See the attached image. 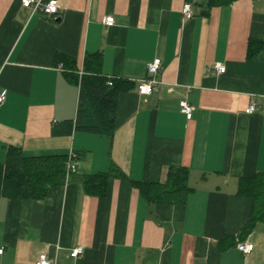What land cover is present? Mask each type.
<instances>
[{"label": "crops", "instance_id": "crops-1", "mask_svg": "<svg viewBox=\"0 0 264 264\" xmlns=\"http://www.w3.org/2000/svg\"><path fill=\"white\" fill-rule=\"evenodd\" d=\"M58 1L55 18L0 0V264H35L42 253L51 264H264V224L239 236L252 210L240 182L264 174V0ZM96 54L104 77L132 86L118 97L111 139L76 129L80 73ZM157 58L159 85L141 95ZM11 148L74 154L79 169L44 200H21L6 176ZM178 168L189 171L184 204H148L134 185L165 184ZM99 173L113 174L104 196L84 186ZM78 247L83 256L71 258Z\"/></svg>", "mask_w": 264, "mask_h": 264}, {"label": "trees", "instance_id": "trees-1", "mask_svg": "<svg viewBox=\"0 0 264 264\" xmlns=\"http://www.w3.org/2000/svg\"><path fill=\"white\" fill-rule=\"evenodd\" d=\"M233 1L235 0H210V5L221 6ZM254 47L255 43L252 42L249 46L251 57L257 56L260 52V48ZM101 68L102 58L99 54L86 58L85 73L80 80L76 129L79 132L111 139L116 130L118 97L132 86L123 80L104 77ZM109 81H112V86H109ZM67 161L66 156L25 157L19 149L11 148L6 163V176L18 182L19 199L44 200L52 187L66 184L74 175L67 178ZM112 176L111 173L90 175L84 179V186L88 193L104 196ZM188 178L189 171L178 168L170 171L165 184L134 183V185L148 204H184L191 192ZM239 194L252 200L250 218L239 235L242 237L250 234L258 224H264V174L242 180Z\"/></svg>", "mask_w": 264, "mask_h": 264}, {"label": "built area", "instance_id": "built-area-1", "mask_svg": "<svg viewBox=\"0 0 264 264\" xmlns=\"http://www.w3.org/2000/svg\"><path fill=\"white\" fill-rule=\"evenodd\" d=\"M22 5L25 8L31 9L33 13H43L48 16H53L55 18L58 17L61 5L58 0H22ZM184 17L187 19H191L193 17L192 7L190 3H186L183 9ZM104 25L107 27H112L115 25V19L112 16L106 17L104 20ZM163 63L161 59H154L147 66V71L149 78L142 80L139 82L138 91L141 95H151L156 87L159 85V82L154 79L156 75L160 73L162 70ZM214 69L218 74H224L226 72V66L224 64L218 63L214 66ZM81 77L84 75L83 71L80 73ZM109 86H112V81H109ZM6 99V95L4 93H0V105L4 103ZM257 110V105L252 103L248 109L246 110L247 114H252ZM180 111L183 115L187 117V119H191L193 117V108L189 104L187 100H182L180 102ZM77 156L71 154L68 157L66 174L69 179L71 175L76 174L79 169V161L77 160ZM237 248L244 255H249L254 250V245L249 242H240L237 240ZM3 250H0L2 253ZM85 249L82 247H78L72 249L70 253V257L73 259H79L83 256ZM35 264H51V260L48 258L46 253H42Z\"/></svg>", "mask_w": 264, "mask_h": 264}, {"label": "water", "instance_id": "water-1", "mask_svg": "<svg viewBox=\"0 0 264 264\" xmlns=\"http://www.w3.org/2000/svg\"><path fill=\"white\" fill-rule=\"evenodd\" d=\"M59 20V19H58Z\"/></svg>", "mask_w": 264, "mask_h": 264}]
</instances>
